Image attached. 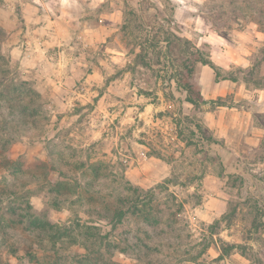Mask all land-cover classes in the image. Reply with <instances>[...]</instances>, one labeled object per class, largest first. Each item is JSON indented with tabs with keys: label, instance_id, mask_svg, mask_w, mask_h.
I'll use <instances>...</instances> for the list:
<instances>
[{
	"label": "rangeland",
	"instance_id": "1",
	"mask_svg": "<svg viewBox=\"0 0 264 264\" xmlns=\"http://www.w3.org/2000/svg\"><path fill=\"white\" fill-rule=\"evenodd\" d=\"M46 1L67 8L75 30L63 38L76 48L67 49V66L53 72L65 98L47 85L51 68L23 73L0 52V264H75L86 253L77 234L92 227L99 241L107 237L99 250L113 264H264V137L259 147L236 148L233 176L239 179L227 182L220 157L205 141L212 136L203 125L205 107L186 103L173 79L179 72L197 87L200 63L191 46L207 58L210 34L228 37L250 26L264 36V0ZM115 12L117 30L82 47L76 35ZM175 37L190 38L191 46ZM255 58L264 59V45ZM247 72L230 67L220 76L245 78ZM88 78L97 92L78 96L77 89L89 88ZM254 121L264 127V115ZM92 165L104 168V193L123 189L122 178L143 190L162 184L154 200L175 215L165 214L149 237L135 231L140 221L134 218L112 229L87 198L55 189L64 184V191L81 192L78 183L94 182ZM30 223L37 227L28 229ZM50 235L59 236L56 252L29 248L35 236Z\"/></svg>",
	"mask_w": 264,
	"mask_h": 264
},
{
	"label": "crops",
	"instance_id": "2",
	"mask_svg": "<svg viewBox=\"0 0 264 264\" xmlns=\"http://www.w3.org/2000/svg\"><path fill=\"white\" fill-rule=\"evenodd\" d=\"M32 3H25L24 0H0V52L7 55L23 73L42 74L41 68H51L52 75L48 78L47 85L59 91L58 96L65 98L66 92L60 88L63 81L55 77L53 72L58 73L59 68L67 66V49L76 48L75 44L65 42L63 38L65 33H74L73 18L63 5L52 6L53 4L46 0H32ZM120 17V14L115 12L95 29L85 26L84 32L89 38L84 33L74 36L83 42L82 47L93 45L96 40L104 42L117 30L115 27L120 23ZM36 39L38 44L34 43L27 52L23 48L24 41L31 40L33 43ZM186 40L191 41L190 38ZM204 41L210 47L207 59L221 73L230 67L248 71L245 78L217 79L215 71L208 65L200 63L198 66L196 84L203 102L201 108L205 107L204 111H200L204 115L203 125L211 132L212 138L220 142L219 145L212 144L210 147L220 157L223 175L227 180L228 176L237 173L236 148L243 143L259 147L264 137V127L254 121L255 115H264V59L255 58L264 45V36L253 27L246 26L242 30H233L228 37L210 34ZM196 46L198 47L197 44ZM254 67L257 68L255 74L259 76L257 80H251L255 74L251 75L250 71ZM96 73L93 71L89 77H95ZM88 79L89 88L85 86L77 89L75 93L78 96H89L97 92L92 89L97 82ZM108 95L105 92L103 96ZM227 97L230 101L225 103ZM211 104L215 107L209 109L207 106ZM234 132L238 134V138L233 137Z\"/></svg>",
	"mask_w": 264,
	"mask_h": 264
},
{
	"label": "trees",
	"instance_id": "3",
	"mask_svg": "<svg viewBox=\"0 0 264 264\" xmlns=\"http://www.w3.org/2000/svg\"><path fill=\"white\" fill-rule=\"evenodd\" d=\"M175 39L178 42L182 43L185 48H187V46H191V41L189 40L176 37ZM191 49H193V51L195 52L194 56L196 62L203 65H208L210 68H212L215 71L217 79L221 77V72L211 63L209 59L203 57L200 51L195 46L192 45ZM187 54L191 55L189 52H187ZM183 69H185L189 75L192 74V69L189 68V66L187 67L186 65H184ZM180 76L181 75L179 72L174 75L173 79L176 83V86L185 93V102L190 104L194 109L197 110L203 103L199 89L196 86H193L190 82H187L185 80L183 81L182 76V79L180 78ZM229 79H234V77H229ZM195 129L200 133V126L195 125ZM205 141L208 145L217 143L216 140L212 138V136H207ZM62 167H66V165L63 164ZM89 170L93 176L92 180L94 182H87V186H81L76 178L74 180L76 183H78L79 186L76 187L81 192L77 193L76 190L72 192L67 190L64 191V184H57V187L55 189L57 190V192H59V194L64 193V195L70 194V196H75L77 198H87V201L89 203L97 206L96 208L92 209V213H95L98 215V217H101V221L110 224L112 229H115L117 225L123 224V221L125 219L128 220L130 218H134L135 220L140 221L137 223L135 231L138 234L149 237L150 232H157V230L160 229L159 225L161 223V219H163L165 214L168 217L175 215V212L171 211V208L167 205V203H165V208H163L160 206V202H156V200H154L156 195L160 192L161 188H163L162 184H158L153 188L143 190L137 186L131 185L128 181L123 180L124 178H122V184L124 188L121 190L118 189V191L115 193L110 192L108 194L106 192H102V190L100 189V187L103 186L102 181L105 180V177L101 172V170H104V168H101L99 165H92L91 167H89ZM231 179H239V176L230 175L227 177L226 181L229 182ZM94 186H97L98 188H92ZM1 194L2 193H0V197ZM6 194L7 196L12 197V194H14V192H9L8 190ZM106 195L107 198L104 197ZM12 215L15 216V212H13ZM225 218L226 214L222 216L223 220ZM30 225L31 226H28V229L31 230H34L37 227V225H34L33 223H30ZM213 227L214 225L209 226V228ZM90 231H94L93 233H91V239H89L87 236ZM95 231H98L97 228L92 227L90 229L86 228V232H83V234H77V238H83V248L85 249L86 253L81 255L82 260L75 262V264H113L111 260L104 259L99 250L103 245V240H106L107 237H101L99 241V233ZM48 239L49 240H45L40 236H35V238H32L31 240L29 239V248L33 247V245H37L39 247L41 246L43 249H49L50 252H56L57 249L55 248V244L56 240L59 239V236L50 235ZM14 246H12L9 250L11 251L12 248L16 249V247ZM91 247H94L95 249H92Z\"/></svg>",
	"mask_w": 264,
	"mask_h": 264
},
{
	"label": "built area",
	"instance_id": "4",
	"mask_svg": "<svg viewBox=\"0 0 264 264\" xmlns=\"http://www.w3.org/2000/svg\"><path fill=\"white\" fill-rule=\"evenodd\" d=\"M34 43L38 44L37 39H36L33 43L31 42V40H30V41H29V40H25L24 43H23V48H24L27 52H29V51H30L29 48H32V46H33Z\"/></svg>",
	"mask_w": 264,
	"mask_h": 264
}]
</instances>
